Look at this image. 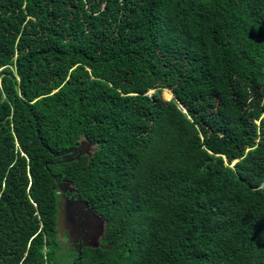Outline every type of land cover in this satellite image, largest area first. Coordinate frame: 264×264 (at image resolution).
<instances>
[{"label":"trees","instance_id":"16d2710c","mask_svg":"<svg viewBox=\"0 0 264 264\" xmlns=\"http://www.w3.org/2000/svg\"><path fill=\"white\" fill-rule=\"evenodd\" d=\"M73 260L264 264V0H0V264Z\"/></svg>","mask_w":264,"mask_h":264},{"label":"flooded vegetation","instance_id":"af4514ba","mask_svg":"<svg viewBox=\"0 0 264 264\" xmlns=\"http://www.w3.org/2000/svg\"><path fill=\"white\" fill-rule=\"evenodd\" d=\"M63 194L72 199L64 200L58 193L57 210L59 208V212L57 211L56 214L55 227L59 244L63 243L65 248H68L72 260L78 255L77 251L79 252L82 246L93 247L98 244L101 237L98 234L100 232L102 234L103 224L98 218L91 217L87 211L74 203L75 197L71 191L65 190ZM73 253L75 256L72 255Z\"/></svg>","mask_w":264,"mask_h":264},{"label":"water","instance_id":"95a60500","mask_svg":"<svg viewBox=\"0 0 264 264\" xmlns=\"http://www.w3.org/2000/svg\"><path fill=\"white\" fill-rule=\"evenodd\" d=\"M86 143H87L86 146L90 145L89 142L86 141ZM80 154H88V153H85V148L80 147L78 145H73L72 147H70L68 149L53 153V155H55V156L63 155L61 158V160H63V161H70L72 158H77ZM54 178L57 180L58 193L61 196H63V199L64 200L72 199V197L67 198V196H65L63 194L65 190L71 191L72 187H70L69 183L67 181H65L63 178H61L59 174H55ZM73 201L75 204H77L78 206L82 207L85 211H87L91 215V217H96V218L100 219V221H102V223H103V220H101V218L98 217V215L95 214V212H93L91 210V208L88 207L84 202L80 201L78 198H75ZM77 254H78V251H77ZM76 258H77V256L75 257V259ZM71 263L74 264V260Z\"/></svg>","mask_w":264,"mask_h":264},{"label":"rangeland","instance_id":"374dc122","mask_svg":"<svg viewBox=\"0 0 264 264\" xmlns=\"http://www.w3.org/2000/svg\"><path fill=\"white\" fill-rule=\"evenodd\" d=\"M150 92V91H149ZM166 93H169L170 94V92L168 91V90H166V89H163L162 90V92H161V95L164 97V98H169V96L167 97V95H166ZM171 95V94H170ZM76 145H78V146H80V147H83V148H85V153H89L90 151H91V149H92V145H91V143H90V145H88V146H86L87 145V143H86V141L84 140V139H82V138H79V140H78V142H77V144ZM58 212H59V208H58ZM96 214V213H95ZM98 217H100L99 215H98ZM57 218H58V216H57ZM101 218V217H100ZM99 221H100V219H98ZM102 220V219H101ZM101 223H102V221H101ZM103 224V223H102ZM58 229V228H57ZM98 236H101V232L98 234ZM64 250L66 251V250H68V248L66 247L65 248V245L63 244V243H60V253L61 254H63V252H64ZM69 251V250H68Z\"/></svg>","mask_w":264,"mask_h":264}]
</instances>
